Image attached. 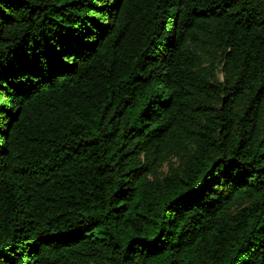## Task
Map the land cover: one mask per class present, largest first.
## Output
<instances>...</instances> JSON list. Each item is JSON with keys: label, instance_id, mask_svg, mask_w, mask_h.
<instances>
[{"label": "trees", "instance_id": "obj_1", "mask_svg": "<svg viewBox=\"0 0 264 264\" xmlns=\"http://www.w3.org/2000/svg\"><path fill=\"white\" fill-rule=\"evenodd\" d=\"M0 264H264V0H0Z\"/></svg>", "mask_w": 264, "mask_h": 264}, {"label": "rangeland", "instance_id": "obj_2", "mask_svg": "<svg viewBox=\"0 0 264 264\" xmlns=\"http://www.w3.org/2000/svg\"><path fill=\"white\" fill-rule=\"evenodd\" d=\"M167 168H164L163 170H166Z\"/></svg>", "mask_w": 264, "mask_h": 264}]
</instances>
